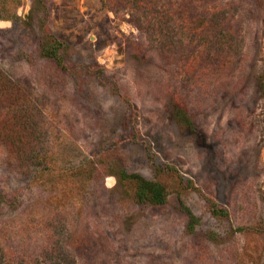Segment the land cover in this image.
Returning a JSON list of instances; mask_svg holds the SVG:
<instances>
[{"label": "rangeland", "instance_id": "rangeland-1", "mask_svg": "<svg viewBox=\"0 0 264 264\" xmlns=\"http://www.w3.org/2000/svg\"><path fill=\"white\" fill-rule=\"evenodd\" d=\"M20 1L18 25L0 20V264H264V0H221L244 18L233 70L189 86L106 0ZM45 25L66 68L42 55ZM108 153L115 173L88 174ZM121 170L166 204L137 203Z\"/></svg>", "mask_w": 264, "mask_h": 264}, {"label": "trees", "instance_id": "trees-1", "mask_svg": "<svg viewBox=\"0 0 264 264\" xmlns=\"http://www.w3.org/2000/svg\"><path fill=\"white\" fill-rule=\"evenodd\" d=\"M32 3L34 11L46 8L47 4L46 0H32ZM20 4V0H0V20L18 25L20 17H15L14 10ZM106 6L116 16L127 13L132 24L148 34L150 43L158 47L167 64L173 66V74L179 78L182 86L204 79L216 80L222 73L233 70L244 18L232 5L224 4L221 0H106ZM43 31L42 55L66 68L65 58L70 46L56 37L46 25ZM9 86L8 78L0 72V92L6 93ZM176 102L180 108L179 116L186 117L185 99L180 96ZM117 155L108 153L97 157L87 173L92 177L115 173ZM154 170L162 174L171 173L169 166L159 164L154 166ZM119 175L122 182L132 187L137 203L152 206L166 204L169 192L160 182L124 170ZM179 178L183 189L196 190L193 181L182 175ZM13 202H9L5 192L0 189V214L4 213L5 206L13 205ZM207 203L214 215L228 216V211L212 199L207 198ZM184 211L189 215L192 221L190 228L193 229L196 216L185 205Z\"/></svg>", "mask_w": 264, "mask_h": 264}, {"label": "water", "instance_id": "water-1", "mask_svg": "<svg viewBox=\"0 0 264 264\" xmlns=\"http://www.w3.org/2000/svg\"><path fill=\"white\" fill-rule=\"evenodd\" d=\"M24 18L27 19L28 16L25 14V15H24ZM112 181H113V183H114V178H112Z\"/></svg>", "mask_w": 264, "mask_h": 264}]
</instances>
